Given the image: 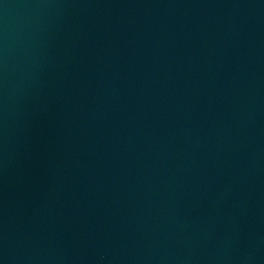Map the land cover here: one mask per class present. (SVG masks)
Listing matches in <instances>:
<instances>
[{
  "label": "water",
  "instance_id": "95a60500",
  "mask_svg": "<svg viewBox=\"0 0 264 264\" xmlns=\"http://www.w3.org/2000/svg\"><path fill=\"white\" fill-rule=\"evenodd\" d=\"M0 264H264V0H0Z\"/></svg>",
  "mask_w": 264,
  "mask_h": 264
}]
</instances>
